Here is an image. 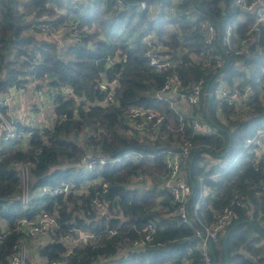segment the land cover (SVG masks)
<instances>
[{
	"label": "trees",
	"instance_id": "trees-1",
	"mask_svg": "<svg viewBox=\"0 0 264 264\" xmlns=\"http://www.w3.org/2000/svg\"><path fill=\"white\" fill-rule=\"evenodd\" d=\"M121 1L0 0V97L9 88L32 81L37 88L70 92L59 93L50 103L56 113L52 127L33 129L27 144L6 141L0 134V264H9L21 240L31 242L20 221H36L43 213L55 215V226L38 248L49 259L64 258L71 250L68 264H203L201 239L182 222L178 203L165 187V157L185 145L190 147L185 163L188 180L194 186L190 206L197 196L198 177L218 170L216 165L200 166L206 162L205 154L226 165L216 181H206L212 190L201 200L197 218L210 225L225 207L238 213L233 224L210 241L211 264H264V202L254 192L264 179V154L254 170V158L245 145L257 128H264V74H250L264 66V29L252 35L242 54L230 52L223 67L213 69L222 48L205 43L200 25L207 18L217 21L221 30L232 23L236 47L252 16L242 13L233 0H144L145 8L140 7L142 0ZM150 8L156 12L152 17ZM43 16L57 27L86 26L91 31L81 43H69L63 50L37 28ZM151 33L171 56L167 70L154 71L145 57L142 40ZM108 58L117 61L109 65ZM102 73L119 83L114 102L108 105L99 88ZM172 75L182 81L184 97L176 99L179 110L156 97ZM237 78L241 87L252 85L244 108L214 94L218 81L232 87ZM200 80L199 104L190 105L187 96ZM130 107L161 113L164 120L158 133L147 136L140 131V119L127 120L124 115ZM198 114L216 133L193 129L190 121ZM85 157L95 160L93 169L82 165ZM15 164L26 169L28 190L36 195L41 186L55 187L62 181L72 190L56 197L34 196L24 207ZM83 168L86 174L74 175ZM86 182L92 184L79 191ZM94 198L104 205L107 221L98 222ZM238 200L247 205L238 207ZM148 225L153 226L150 239L129 254L125 248L141 239ZM72 228L92 233L93 239L68 245L64 237L74 235ZM113 229L116 233L111 235Z\"/></svg>",
	"mask_w": 264,
	"mask_h": 264
},
{
	"label": "built area",
	"instance_id": "built-area-1",
	"mask_svg": "<svg viewBox=\"0 0 264 264\" xmlns=\"http://www.w3.org/2000/svg\"><path fill=\"white\" fill-rule=\"evenodd\" d=\"M118 4H122L121 0H117ZM233 3L242 13H247L252 16V23L247 27L245 36L235 41L236 47H233V26L232 23H227L223 29L219 28L217 21H212L207 18L200 25V35L207 44H218L222 48L223 55L216 58L213 69H220L224 63L228 61L227 55L233 52L235 55H240L244 52L247 43L252 38V35L258 33L261 29H264V0H233ZM140 7H146V1L140 2ZM172 10V7L171 9ZM37 28L44 34L50 36L53 41L59 46L60 49L65 48L69 43H81L83 38L88 36L91 29L89 27H78L73 26L70 29L65 25L54 26L48 20L46 16L37 24ZM61 35V36H60ZM66 37L64 38V36ZM59 37V38H58ZM142 44L145 47V57L148 60L150 67L156 71L167 70L171 64V56L168 52L161 48L156 36L150 35L142 40ZM247 51V50H246ZM116 58H108V64L113 65L116 62ZM250 74H264V66L260 70H251ZM102 81L99 84L101 91L105 92L103 103L108 105L114 102V88L119 86L117 79L108 80L102 73ZM259 79L256 80L258 82ZM241 79L237 78L234 81L232 87H229L225 82L218 81L214 86V94L219 97L220 100L227 102L229 105H237L239 108H244L246 105L247 96L252 93V85L247 84L243 87L240 86ZM182 81L176 76H169L164 82L163 86L157 92L156 97L160 100L167 101L175 110H179L176 107L177 98H183L184 95L181 93ZM203 80L198 81L191 89V94L187 96V101L190 105H198L200 95L202 92ZM43 87L37 88L36 84L32 81L31 84H26L25 87L13 86L9 88L8 93L0 97V134L6 141L18 142L23 145L27 144L28 139L33 133V129L37 127L50 128L52 127L55 118V104L53 101L56 96L60 94L70 95L67 88L56 89L55 93L50 96L52 102L50 106V119L44 118L45 111L42 110L41 100L43 98ZM46 88V87H45ZM24 92H30L34 95L38 101V114L41 117L40 122H36L34 116L29 110L20 109L17 113L16 105L17 98ZM17 93V94H16ZM19 99V98H18ZM40 103V104H39ZM179 103V102H178ZM180 104V103H179ZM182 107H180V112ZM49 111V110H48ZM23 116V118H22ZM125 118L131 123L137 120L142 121L143 130L147 136H153L158 133L159 127L161 126L164 117L161 113L153 111L146 107H130L125 113ZM191 125L193 129L201 133H216L213 125L205 120L200 114L191 118ZM21 124L22 127H16L15 124ZM246 147L250 150L254 161L252 162L254 170H257L262 155L264 154V128L259 127L253 137L246 139ZM190 155L189 145L182 146L180 152L168 151L164 163L167 168V178L165 181V187L170 191L173 200L178 203V213L182 222L193 227V230L201 239V247L203 250V264H211V257L208 255L210 249V241L216 240L218 235H222L225 230L230 227L233 222L238 218V213L233 207H225L218 213L214 214V221L208 225L203 223L197 218V211L199 210L201 200L210 193L212 187L206 183V181H216L221 174L225 173L226 169H223L226 165L218 162L211 155L205 154L206 162L201 163L200 166L209 169L211 166L216 165L218 170L209 173L207 176H199L196 182L197 196L192 201L190 206V196L193 193L194 186L188 180V171L185 163L186 159ZM94 159L85 157L82 160V165L87 169L94 168ZM100 163H105L104 159H100ZM16 169L18 168L22 184L23 193L19 198L20 203L27 207L29 202L34 196L39 197H56L59 195L68 194L71 192L72 186L65 181H62L58 186L48 187L41 186L38 189L37 195L35 191L28 190V178L27 171L21 166L15 164ZM220 169H223L220 171ZM140 176H136L134 179H140ZM97 182L99 181L96 180ZM95 181V182H96ZM93 182V181H92ZM92 182H86L82 184L79 191H86L87 187ZM102 194L106 193L105 185ZM255 196L264 202V179L254 187ZM94 205L98 208L97 219L101 223L103 220L107 221L109 216L105 210L104 205L99 198L92 200ZM238 207H245L247 201L238 200L235 202ZM196 217V218H194ZM21 230L25 231L27 236L30 237L31 242L27 243L20 241L17 244L15 252L12 254L9 264H68L66 256L71 252L68 250L64 258L61 259H49L46 256H42L38 252L39 245L43 242L46 233H48L55 226V215H48L43 213L36 221H29L22 219L19 223ZM74 235L70 238H65L64 241L68 245H72L77 242H85L93 239V234L88 231L79 230L72 228ZM111 235L116 233V230L109 231ZM144 235L141 239L132 241L131 246L125 248L129 251V254L134 252L138 247L143 246L149 239L153 232V226L148 225L143 229ZM3 238L2 229L0 228V241ZM127 251V252H128Z\"/></svg>",
	"mask_w": 264,
	"mask_h": 264
},
{
	"label": "rangeland",
	"instance_id": "rangeland-1",
	"mask_svg": "<svg viewBox=\"0 0 264 264\" xmlns=\"http://www.w3.org/2000/svg\"><path fill=\"white\" fill-rule=\"evenodd\" d=\"M80 1V0H79ZM76 2V1H75ZM151 11L149 13V16L152 17L156 12L154 8H150ZM152 16H151V15ZM169 27H172L171 25H169ZM169 29V28H168ZM171 30H168V32ZM37 34H40L38 31H36ZM42 34H44L43 32H41ZM153 36H155L154 33H151ZM45 36H47L48 38H50L52 40V38L46 34H44ZM61 36V35H60ZM66 37V35L64 36V38ZM59 38V37H58ZM55 42V41H54ZM56 43V42H55ZM42 92H43V98L41 100L40 103H42V110L45 111L46 114L43 113L44 118L50 119L51 117V113H50V106L49 103L52 102L49 98L52 94L55 93V89L54 88H41ZM21 98L20 100L17 98V105H16V109H17V113L20 109L24 110H29L30 113L34 116V118L36 119V122H40L41 121V117L39 116L38 112V101L36 99V97L34 95H32L30 92H24L21 94ZM217 99H219V97L217 96ZM39 103V104H40ZM49 110V111H48ZM23 118V116H22ZM79 145H82V141H78ZM83 171H78V169H76L74 171V175L77 176L80 173L81 174H86V169H82ZM135 184H139V183H135ZM142 185H146V183H140Z\"/></svg>",
	"mask_w": 264,
	"mask_h": 264
},
{
	"label": "water",
	"instance_id": "water-1",
	"mask_svg": "<svg viewBox=\"0 0 264 264\" xmlns=\"http://www.w3.org/2000/svg\"><path fill=\"white\" fill-rule=\"evenodd\" d=\"M229 147H230V143L228 144V147H227V149L224 151V153H223V154H222L220 157H224V156L226 155V153H227V151H228Z\"/></svg>",
	"mask_w": 264,
	"mask_h": 264
},
{
	"label": "crops",
	"instance_id": "crops-1",
	"mask_svg": "<svg viewBox=\"0 0 264 264\" xmlns=\"http://www.w3.org/2000/svg\"><path fill=\"white\" fill-rule=\"evenodd\" d=\"M16 94H17V93H16ZM21 96H22V95H19V97H18V98H19V100H20Z\"/></svg>",
	"mask_w": 264,
	"mask_h": 264
}]
</instances>
